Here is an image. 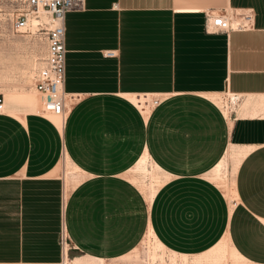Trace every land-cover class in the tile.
Instances as JSON below:
<instances>
[{
    "label": "crops",
    "instance_id": "crops-1",
    "mask_svg": "<svg viewBox=\"0 0 264 264\" xmlns=\"http://www.w3.org/2000/svg\"><path fill=\"white\" fill-rule=\"evenodd\" d=\"M248 9L252 29H204ZM65 22V125L0 115V264L110 262L149 226L191 264L226 237L264 264V0H86ZM231 148L233 207L209 179ZM144 156L163 181L151 205L130 179Z\"/></svg>",
    "mask_w": 264,
    "mask_h": 264
},
{
    "label": "built area",
    "instance_id": "built-area-1",
    "mask_svg": "<svg viewBox=\"0 0 264 264\" xmlns=\"http://www.w3.org/2000/svg\"><path fill=\"white\" fill-rule=\"evenodd\" d=\"M0 18L7 22L13 33L26 34L32 18L46 21L38 25L37 33L42 36L44 53L36 66L32 85L38 94L42 108L40 115H58L63 125L71 106V95L65 90L66 83V16L71 12L86 9V0H4ZM253 11L242 13H207L204 29L206 32L244 31L253 27ZM109 56L114 53H108ZM6 112L5 96L0 93V115ZM64 233L61 239L64 240Z\"/></svg>",
    "mask_w": 264,
    "mask_h": 264
},
{
    "label": "bare ground",
    "instance_id": "bare-ground-1",
    "mask_svg": "<svg viewBox=\"0 0 264 264\" xmlns=\"http://www.w3.org/2000/svg\"><path fill=\"white\" fill-rule=\"evenodd\" d=\"M40 18L41 19L32 18L29 22V30L34 35L38 34L37 31L40 30L38 29L39 23L41 21H46L45 16ZM211 99L221 108L225 116L228 117L232 123V109L230 108L231 106L229 105L228 101L225 103L220 95L212 96ZM132 101L139 108H143V101H139L136 98H132ZM231 101L234 102L235 98H233ZM42 106V102L34 89H31L30 91L14 89L8 94H5V108L11 110L13 114H22L24 109H28L30 111L38 110V112H40ZM49 117L59 128L62 127V117L58 115H49ZM239 160V152L235 148H231L225 159H223L213 169L215 175L211 178V180H216L217 185L224 192L227 200L231 204V207H233L234 199L237 198L234 176ZM65 167L68 178L79 170L78 167L70 165L68 157ZM228 167L231 169L230 172L225 171ZM159 170L160 169L157 166L149 162V158L147 156H144L132 169L133 174L131 175L130 179L140 188L149 205H151L158 188L163 184V181L159 175ZM145 246H148L149 249L148 258L145 261V264H191L193 262L191 257L188 255L169 251V249H167L165 245L158 239L152 227L149 226L141 243L133 251L117 260L110 262L100 260L99 264H137V262L141 260L142 250ZM208 253L210 254L206 257V260H198V262L203 264H252L247 262L244 257H242L233 248L228 237L223 238L220 243Z\"/></svg>",
    "mask_w": 264,
    "mask_h": 264
},
{
    "label": "rangeland",
    "instance_id": "rangeland-1",
    "mask_svg": "<svg viewBox=\"0 0 264 264\" xmlns=\"http://www.w3.org/2000/svg\"><path fill=\"white\" fill-rule=\"evenodd\" d=\"M4 4V0H0V13ZM43 53L44 44L41 35H34L30 31L26 34L13 33L9 24L0 18V93L5 96L14 89L24 91L33 89V73ZM6 111L13 114L7 108ZM25 111L30 110L24 109ZM225 171L230 172V167ZM214 175L215 172L212 171L209 179ZM212 181L217 184L216 180ZM148 250V246L143 248L141 260L137 264H145ZM209 254L201 256L199 260H206Z\"/></svg>",
    "mask_w": 264,
    "mask_h": 264
}]
</instances>
